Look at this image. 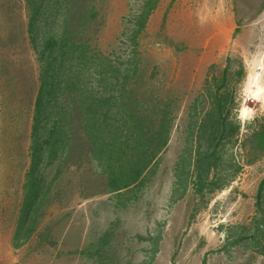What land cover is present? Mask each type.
Returning a JSON list of instances; mask_svg holds the SVG:
<instances>
[{
	"label": "rangeland",
	"instance_id": "rangeland-1",
	"mask_svg": "<svg viewBox=\"0 0 264 264\" xmlns=\"http://www.w3.org/2000/svg\"><path fill=\"white\" fill-rule=\"evenodd\" d=\"M148 1H98L101 25L89 33L95 51L153 74L154 90L171 107L165 147L136 186L115 193L105 191L99 166L83 152L62 164L60 151L51 164L44 152L40 160L34 157L44 131L40 125L31 138L39 68L27 7L24 0H0V264H264L250 237L227 241L242 226L252 229L264 155L202 196L190 184L176 185L174 173L187 108L226 58L234 59L232 70L237 59L244 69L230 89L239 140L249 123L264 116V0H157L141 25ZM134 45L138 53L128 59ZM231 150L239 158V145ZM58 169L54 201L40 208L27 239L19 232L13 244L30 183L41 176L42 193ZM145 236L158 238L156 253Z\"/></svg>",
	"mask_w": 264,
	"mask_h": 264
},
{
	"label": "trees",
	"instance_id": "trees-1",
	"mask_svg": "<svg viewBox=\"0 0 264 264\" xmlns=\"http://www.w3.org/2000/svg\"><path fill=\"white\" fill-rule=\"evenodd\" d=\"M24 1L29 41L39 68L31 138L40 125V131H44L34 157L44 152L45 164H51L60 151L62 164L83 152L89 164L99 166L105 191L131 189L168 141L169 99L154 90L155 79L147 69H140L136 62L132 68L124 67L122 60H112L89 44L91 29L101 25L96 21L102 18L100 0ZM156 3L153 0L142 9L141 25ZM135 45L128 59H135ZM235 61L236 71L232 70L234 59L228 57L219 74L209 73L202 91L187 108L174 168L175 184H190L200 196L209 186L215 189L224 185L243 163H253L264 155V116L249 123L242 139L237 137L239 120L233 113L235 97L230 89L241 80L244 69L242 61ZM234 144L239 145V158L231 150ZM60 169L42 193H38L39 183L44 182L41 176L30 183L16 220L13 244L19 232L27 239L36 228L40 208L54 201L51 188ZM34 190L37 193L32 194ZM255 210L252 229L242 226L243 230L231 238L227 236V241L250 237L254 249L264 255V177L257 187ZM143 239L151 242L152 252L156 253L158 238ZM202 264H206L205 259Z\"/></svg>",
	"mask_w": 264,
	"mask_h": 264
}]
</instances>
